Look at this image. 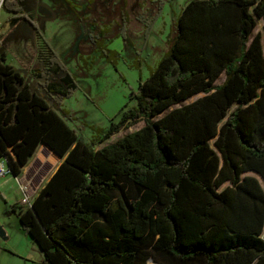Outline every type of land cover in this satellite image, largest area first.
<instances>
[{"label":"trees","instance_id":"16d2710c","mask_svg":"<svg viewBox=\"0 0 264 264\" xmlns=\"http://www.w3.org/2000/svg\"><path fill=\"white\" fill-rule=\"evenodd\" d=\"M5 8L38 29L18 0ZM257 17L264 0H190L136 104L90 142L55 108L78 88L70 71L56 66L64 88L40 82L50 103L0 53V160L20 177L41 145L62 159L10 205L47 264H264V185L245 175L264 181Z\"/></svg>","mask_w":264,"mask_h":264},{"label":"rangeland","instance_id":"374dc122","mask_svg":"<svg viewBox=\"0 0 264 264\" xmlns=\"http://www.w3.org/2000/svg\"><path fill=\"white\" fill-rule=\"evenodd\" d=\"M18 1L24 12L32 15L38 29L26 20L11 22L8 19L13 13L5 8L1 16L0 53H5L7 61L50 103L53 99L40 82L63 87V73L57 72L56 66L61 64L70 71L78 88L68 96L55 94V108L81 139L90 142L100 134L98 129L106 130L113 120L119 119L122 108L136 104L135 94L139 92L140 82L149 77L168 52L175 24L190 0H140L141 5L129 12L131 21L125 25L115 20L120 18L122 0ZM134 3L135 0H129V5ZM129 10L132 9L129 7ZM257 22L254 34L261 32L264 41V22L259 17ZM51 58H54L53 63ZM224 78L223 74L217 83H222ZM202 95H194L171 108L190 103ZM143 125L144 121H140L95 147L113 142ZM57 165L58 162L52 164L50 172ZM247 174L258 176L264 185L257 173ZM22 180L29 183L25 178ZM14 181L16 187L20 186ZM28 186L27 193L19 187L24 207L38 191L32 190L31 183ZM13 194H9L11 201H14ZM1 230L6 232V238ZM0 264H47L44 253L21 228L19 218L2 196Z\"/></svg>","mask_w":264,"mask_h":264},{"label":"crops","instance_id":"0c3cea01","mask_svg":"<svg viewBox=\"0 0 264 264\" xmlns=\"http://www.w3.org/2000/svg\"><path fill=\"white\" fill-rule=\"evenodd\" d=\"M137 5H141L140 0H135V3L132 5H129V0H122V7L119 14L120 18L115 20H117V22L120 21L119 23H122L124 25L127 21L130 22L131 20L129 19H131V15L129 12H133ZM129 7L132 10H129ZM110 10L113 13L112 15H114L113 8ZM106 28L105 30H108L109 26ZM57 162L58 165L56 166V168L53 170V172H50V167L52 166V164H56ZM61 162L62 159L57 156L52 150H50L46 145H41L31 162L24 167L23 174L22 176H20V178H25L26 180H28L27 182L31 183L32 185V190L37 191L43 185L45 179L48 180L56 171ZM14 180L16 179L13 175L0 177V196L3 195L6 198V203H8V205L19 201H24L22 200V195L19 191L20 186L16 187V185H14ZM13 192H15V195L13 194ZM9 194L14 195V201L10 200ZM1 235L5 238L7 237L4 230H1Z\"/></svg>","mask_w":264,"mask_h":264},{"label":"built area","instance_id":"2783aa9c","mask_svg":"<svg viewBox=\"0 0 264 264\" xmlns=\"http://www.w3.org/2000/svg\"><path fill=\"white\" fill-rule=\"evenodd\" d=\"M5 9V0H0V25H1V16H2V12L4 11ZM8 175H13L9 166H8V163H7V160L5 158L1 159L0 160V177H5V176H8ZM14 176V175H13ZM15 179L18 181V183L20 184V187L21 189L27 193L28 192V184L29 183H25L23 182V180L18 177V176H14Z\"/></svg>","mask_w":264,"mask_h":264},{"label":"flooded vegetation","instance_id":"af4514ba","mask_svg":"<svg viewBox=\"0 0 264 264\" xmlns=\"http://www.w3.org/2000/svg\"><path fill=\"white\" fill-rule=\"evenodd\" d=\"M119 7H122V3H121V5H119Z\"/></svg>","mask_w":264,"mask_h":264},{"label":"water","instance_id":"95a60500","mask_svg":"<svg viewBox=\"0 0 264 264\" xmlns=\"http://www.w3.org/2000/svg\"><path fill=\"white\" fill-rule=\"evenodd\" d=\"M14 176H16V175H14Z\"/></svg>","mask_w":264,"mask_h":264}]
</instances>
